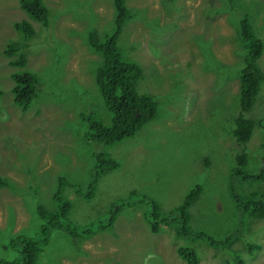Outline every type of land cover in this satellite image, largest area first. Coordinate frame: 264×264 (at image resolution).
<instances>
[{
    "label": "rangeland",
    "instance_id": "1",
    "mask_svg": "<svg viewBox=\"0 0 264 264\" xmlns=\"http://www.w3.org/2000/svg\"><path fill=\"white\" fill-rule=\"evenodd\" d=\"M41 1L48 10L46 27L31 20L18 0H0V178L5 182L0 186V260L22 264L19 245H13L37 233L34 204L47 203L62 176L78 185L63 191L73 224L105 223L114 207L117 212L110 227L95 229L88 238L60 235L46 243L37 264H188L178 246L191 248L197 264H230L235 257L243 264H264V217L238 215L228 192L237 152L246 154L248 174L264 165V0H125L131 16L116 45L127 48L141 66L144 78L137 81V91L150 95L157 108L132 136L109 146L87 141L83 133L86 116L103 123L110 116L94 82L101 56L87 47L83 33L93 29L101 38L103 31H113L114 1ZM242 17L262 44L257 61L262 80L245 113L255 124L244 143L231 133L244 54L237 34ZM21 20L33 28L26 65L42 82L23 111L12 103L13 68L3 53L8 41L20 40L14 24ZM95 150L117 166L92 177ZM235 181L238 197L264 192V179ZM194 184L202 192L191 206L189 230L218 239L240 227L230 246L236 253L191 235L175 237V221L169 230L159 223L157 233L149 231L152 204L161 217L175 215ZM254 243L258 249L248 254V244Z\"/></svg>",
    "mask_w": 264,
    "mask_h": 264
},
{
    "label": "trees",
    "instance_id": "2",
    "mask_svg": "<svg viewBox=\"0 0 264 264\" xmlns=\"http://www.w3.org/2000/svg\"><path fill=\"white\" fill-rule=\"evenodd\" d=\"M113 1L116 10L113 31L110 33L103 31L104 35L101 38L93 33V31L96 32L93 29H87L83 33L87 47H91L101 56V62L93 68L94 82L103 105L110 114L107 123L91 119L90 115L86 116V127L83 133L85 140L105 146L132 136L142 125L155 116L157 108V102L150 95L137 91V81L144 78L141 66L135 60L129 58L127 48L117 47L116 45V38L121 26L131 15L127 6L124 5V0ZM18 2L20 8L31 20L39 23L42 27L47 26L48 10L41 0H19ZM14 28L19 34L20 40L8 41L3 53L8 58L7 65L13 68L9 75L12 82L9 88L12 103L23 111L29 106L31 100L39 95L42 82L36 72L26 65L27 41L33 35L32 25L29 21L21 20L14 24ZM237 30L238 37L243 42L244 54L242 56V66L238 73V113L234 118L231 133L238 142L244 143L249 139L255 124L253 119L245 116V113L251 109L262 80V73L257 65L262 52V44L261 40L254 35L247 18L242 17L239 20ZM91 156L94 159L92 166L94 168L90 170L92 171V177L93 172L97 177L102 172L112 170L117 166V162L108 154L104 155V153L101 154L95 150ZM245 163L246 154L243 151L237 152L234 155V166L230 169L228 192L236 202L235 207L238 215L256 219L262 218L264 217V192H248L241 194L240 197L234 192L237 177L243 182L247 180L259 182L264 179V165L257 168L256 173L248 174L249 171L243 169ZM93 179L89 187L92 186ZM4 184L5 182L0 178V186ZM72 185L77 184L68 182L65 178L59 176L52 193L48 196L47 203L40 201V203L34 204L35 218L39 222L37 233L31 237H20L19 235L13 237L14 240L20 237L13 248L19 245L16 251L18 260H21L22 264H37V257L42 252L43 246L46 243L55 242L56 237L60 235H64L68 240L70 238H81L82 240L92 235L95 229H106L111 226L117 212L115 207L109 212L105 223H102V219H100L97 225H87L84 228V226L79 227L70 221L68 217L70 204L64 198L63 191ZM201 192V186L194 184L188 190L180 205L173 210L175 215L169 213L161 217L155 204H152L146 216L149 231L157 233L160 229L169 230V224L175 221L177 224L173 231L175 237L182 238L191 235L193 238L204 239L210 246H220L226 248L224 250L228 252L236 253L230 246L241 233L240 227L218 239L203 231L192 230V232L189 230L190 209ZM159 223L162 224L161 228ZM247 249H249L248 254H252L258 249V245L255 243L248 244ZM176 250L182 260L188 264H197L198 259L191 248L178 246ZM10 261L5 260L2 262L0 260V264H9ZM230 264H243V259L231 258Z\"/></svg>",
    "mask_w": 264,
    "mask_h": 264
},
{
    "label": "clouds",
    "instance_id": "3",
    "mask_svg": "<svg viewBox=\"0 0 264 264\" xmlns=\"http://www.w3.org/2000/svg\"><path fill=\"white\" fill-rule=\"evenodd\" d=\"M19 1V0H18ZM18 5H19V2H18ZM124 5H125V0H124ZM126 6V5H125ZM20 7V6H19ZM21 9V8H20ZM22 10V9H21Z\"/></svg>",
    "mask_w": 264,
    "mask_h": 264
}]
</instances>
